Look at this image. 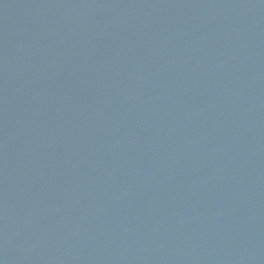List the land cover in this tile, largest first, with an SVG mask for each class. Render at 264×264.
<instances>
[{"label": "water", "instance_id": "1", "mask_svg": "<svg viewBox=\"0 0 264 264\" xmlns=\"http://www.w3.org/2000/svg\"><path fill=\"white\" fill-rule=\"evenodd\" d=\"M0 264H264V0H0Z\"/></svg>", "mask_w": 264, "mask_h": 264}]
</instances>
